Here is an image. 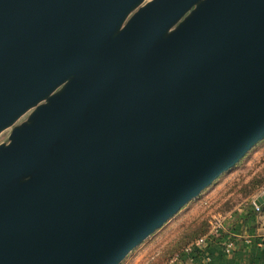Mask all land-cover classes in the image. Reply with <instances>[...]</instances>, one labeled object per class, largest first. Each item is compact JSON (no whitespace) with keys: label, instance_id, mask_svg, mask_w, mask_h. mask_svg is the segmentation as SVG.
Instances as JSON below:
<instances>
[{"label":"water","instance_id":"obj_1","mask_svg":"<svg viewBox=\"0 0 264 264\" xmlns=\"http://www.w3.org/2000/svg\"><path fill=\"white\" fill-rule=\"evenodd\" d=\"M144 1L0 0V264H120L264 140V0Z\"/></svg>","mask_w":264,"mask_h":264},{"label":"rangeland","instance_id":"obj_2","mask_svg":"<svg viewBox=\"0 0 264 264\" xmlns=\"http://www.w3.org/2000/svg\"><path fill=\"white\" fill-rule=\"evenodd\" d=\"M149 1L151 0H145L143 4ZM32 111H27L12 126L0 132V145L8 142L11 131L24 123ZM259 179H264V140L256 144L235 167L222 174L196 199L135 248L120 264H142L155 256L183 227L194 220L207 218L211 221L212 216L231 211L264 187L263 183L257 191L253 192L254 189L250 192L254 182Z\"/></svg>","mask_w":264,"mask_h":264},{"label":"crops","instance_id":"obj_3","mask_svg":"<svg viewBox=\"0 0 264 264\" xmlns=\"http://www.w3.org/2000/svg\"><path fill=\"white\" fill-rule=\"evenodd\" d=\"M261 189L231 211L212 216L206 234L208 241L205 254L209 257L208 264H264V243L259 239L264 233V205L260 207V214L252 206V201ZM228 241L233 242L234 248L226 254L224 244ZM200 260V252L193 248L179 254L172 264H199Z\"/></svg>","mask_w":264,"mask_h":264},{"label":"trees","instance_id":"obj_4","mask_svg":"<svg viewBox=\"0 0 264 264\" xmlns=\"http://www.w3.org/2000/svg\"><path fill=\"white\" fill-rule=\"evenodd\" d=\"M263 183L264 179L255 181L253 188L250 189V192L254 189L255 190L253 192L257 191ZM210 226V220L207 218L194 220V222H191L189 225L183 227L174 239L161 248L147 264H166L172 257L181 254L185 248L192 244L196 239L205 236L208 233Z\"/></svg>","mask_w":264,"mask_h":264},{"label":"built area","instance_id":"obj_5","mask_svg":"<svg viewBox=\"0 0 264 264\" xmlns=\"http://www.w3.org/2000/svg\"><path fill=\"white\" fill-rule=\"evenodd\" d=\"M264 195V187L261 189V191L259 192V194L255 197V200L252 201V206L254 208V211L257 214L261 213V208L260 206H258L256 204V200L257 198L261 197ZM220 228V227H219ZM207 238L208 236H202L198 239H196L192 244H190L188 247L185 248L184 251H190L191 249H196V251L200 252L201 254V260L199 264H208L209 262V257L205 254L206 251V247H207ZM260 242L264 243V233L260 236ZM234 248V244L231 241H228L226 244H224V252L226 254L231 253L233 251ZM179 255L174 256L173 258H171L166 264H172L173 262H175L177 260Z\"/></svg>","mask_w":264,"mask_h":264}]
</instances>
